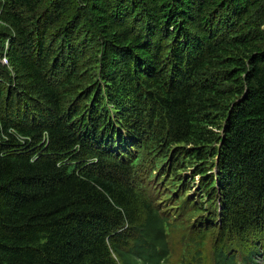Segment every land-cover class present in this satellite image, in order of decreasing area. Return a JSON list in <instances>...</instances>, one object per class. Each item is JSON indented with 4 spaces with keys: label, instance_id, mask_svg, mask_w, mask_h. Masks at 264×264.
<instances>
[{
    "label": "trees",
    "instance_id": "trees-1",
    "mask_svg": "<svg viewBox=\"0 0 264 264\" xmlns=\"http://www.w3.org/2000/svg\"><path fill=\"white\" fill-rule=\"evenodd\" d=\"M238 255L264 264V0H0V264Z\"/></svg>",
    "mask_w": 264,
    "mask_h": 264
},
{
    "label": "rangeland",
    "instance_id": "rangeland-1",
    "mask_svg": "<svg viewBox=\"0 0 264 264\" xmlns=\"http://www.w3.org/2000/svg\"><path fill=\"white\" fill-rule=\"evenodd\" d=\"M5 59H6V58H4L3 61L6 63V60H5ZM163 182H164V180H162V183H163ZM192 187H193V191H192L191 194H193V192L195 191L196 186L193 185ZM147 188H148L149 190H151V185H149ZM161 197H163V196H160V198H161ZM157 198H158V197H156V199H157ZM182 202H183L182 200L179 202L180 207H182V206L184 205ZM166 206H167V202H165V201H163V202L160 204V208H161V209H165ZM179 233H181V232H179ZM176 234H178V233H176ZM179 240H180V236H179V235H176V236H174V237L172 238V245H173V247H174L175 253H178V252L181 251V245H180ZM174 261H176V260H174ZM210 262H211V261H210ZM211 264H214V263L211 262Z\"/></svg>",
    "mask_w": 264,
    "mask_h": 264
}]
</instances>
